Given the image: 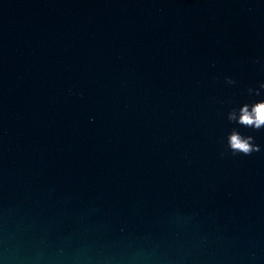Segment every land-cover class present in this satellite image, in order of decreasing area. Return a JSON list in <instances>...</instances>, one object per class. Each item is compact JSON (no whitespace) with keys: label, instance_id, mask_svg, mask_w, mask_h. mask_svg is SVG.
Instances as JSON below:
<instances>
[{"label":"clouds","instance_id":"1","mask_svg":"<svg viewBox=\"0 0 264 264\" xmlns=\"http://www.w3.org/2000/svg\"><path fill=\"white\" fill-rule=\"evenodd\" d=\"M226 83L234 84L235 81L228 77L226 78ZM260 87L264 88V83ZM248 91L251 94L254 90L249 88ZM255 94L259 95V92L257 91ZM227 119L254 131L264 129V99L251 104H242L239 109L233 108L228 112ZM227 146L233 155L243 154L244 156H251L254 152L260 151V146L255 143L254 136H244L236 128H233L228 134Z\"/></svg>","mask_w":264,"mask_h":264}]
</instances>
